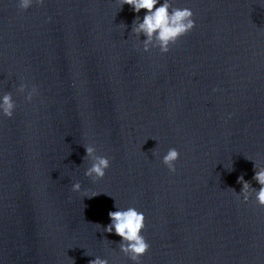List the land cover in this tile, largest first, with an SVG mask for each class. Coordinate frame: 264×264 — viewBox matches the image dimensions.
I'll list each match as a JSON object with an SVG mask.
<instances>
[{
  "label": "clouds",
  "instance_id": "1",
  "mask_svg": "<svg viewBox=\"0 0 264 264\" xmlns=\"http://www.w3.org/2000/svg\"><path fill=\"white\" fill-rule=\"evenodd\" d=\"M35 2L42 5L44 0H19L18 7L21 10H27ZM121 8L123 5H129L135 13L146 10L142 20L139 15L132 22L131 32L138 38L141 35L146 37L142 40L143 51L148 52L152 48H159L162 54H166L171 50V46L175 45L179 39L189 33L195 27L194 13L191 9L173 7L171 0H120ZM159 5V6H158ZM20 93L27 92L26 100L31 102L38 90L35 86L28 90L27 84H21L18 88ZM216 91V89H213ZM16 108L12 94L6 93L0 97V114L5 117L12 118ZM231 114H229L230 118ZM85 148V157L91 161L90 166L85 171V176L91 178L93 182L102 180L107 169L110 168L111 162L106 156L96 154V148L89 144L83 146ZM180 158V153L175 148L168 149L162 158V163L172 173L176 172V162ZM260 187L257 190L253 188L250 182L245 181L243 176L238 178V183L242 184V191L237 193V198H243V202L247 203L254 194L257 204L264 207V167H258L254 161V176L252 177ZM81 190V183L76 182L72 185L73 192ZM96 194H93L94 197ZM89 197V198H91ZM116 211H110L108 216L111 220L104 228V232L112 233L121 237L119 243L120 251L127 256L134 264H141V258L147 254L150 245L142 235L146 226L145 215L134 207L119 209L115 203ZM88 264H108L107 259L100 258L89 260Z\"/></svg>",
  "mask_w": 264,
  "mask_h": 264
}]
</instances>
